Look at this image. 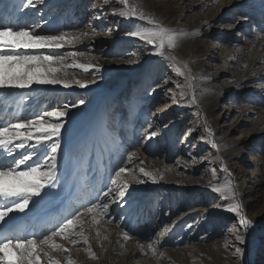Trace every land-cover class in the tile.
<instances>
[{
  "label": "rangeland",
  "instance_id": "obj_1",
  "mask_svg": "<svg viewBox=\"0 0 264 264\" xmlns=\"http://www.w3.org/2000/svg\"><path fill=\"white\" fill-rule=\"evenodd\" d=\"M132 2L143 5L166 26L189 34L175 55L179 60L189 55L192 88L174 64L131 35L148 25L115 15L122 8L120 0H50L42 9V19L35 10H27L29 20H40L38 30L43 33L57 27L90 34L94 29L96 35L63 51L82 52L77 63L100 69L68 67L70 80L95 77L97 82L83 89L74 84L71 88L34 85L22 89L23 93L16 91L5 95L14 100L7 108L0 104V117L18 111L16 102L24 95L33 99L19 110L22 117L85 101L67 119L59 166L72 176L53 202L67 204L72 211L105 188L125 151L137 152L130 167H135L144 183L132 184L127 205L110 206L113 223L93 225L85 217L84 231L98 259H91L82 242L70 245L93 264H264V137H241L242 132L256 136L264 131V76L260 75L264 68V0ZM96 6H101L103 16L94 23ZM223 57L230 59L227 69L232 75L219 72ZM252 59L258 61L254 76L231 85L249 69ZM66 63L71 65L72 58ZM256 74L258 78L253 80ZM177 83L185 85L183 97ZM240 111H251L256 127L251 121L234 123L232 115ZM153 129L156 135L145 139ZM234 146L243 148L236 153ZM69 150L71 158L66 159ZM140 167L154 173L158 170L164 179L153 182L138 172ZM228 183L240 185L238 199L252 221L244 244L234 241L242 229L239 217L228 211L231 201L214 190ZM61 214L57 212L52 221L65 216ZM110 231L117 232L116 241L109 238ZM123 231L135 238L124 242ZM161 231H165L162 245H156L157 255H153L146 241ZM137 240L145 244L143 250ZM236 247L243 251L236 253ZM57 258L65 259L63 255Z\"/></svg>",
  "mask_w": 264,
  "mask_h": 264
},
{
  "label": "snow or ice",
  "instance_id": "obj_2",
  "mask_svg": "<svg viewBox=\"0 0 264 264\" xmlns=\"http://www.w3.org/2000/svg\"><path fill=\"white\" fill-rule=\"evenodd\" d=\"M49 3L50 0H0V90L31 89L34 85L71 88L73 84L83 89L97 82L95 77L87 81L70 80L66 71L68 67H78L85 71L100 69L92 64L77 63L76 58L83 56L82 52L63 51L66 46L96 35L94 29L90 34L84 31H65L57 27L43 33L38 30L41 27L40 20H29L27 10H35L36 16L42 19V9L49 6ZM120 3L122 8L115 15L147 22V27L131 35L153 46L157 55L174 64L179 74L184 76L187 86L192 88L193 78L188 63L175 55V50L189 34L166 26L141 4H135L132 0H120ZM69 57L73 60L71 65L66 63ZM184 86L176 84L181 89L182 97ZM32 99L31 95L19 97L16 102L18 111L0 117V264H76L71 250L58 243L57 238L69 241L73 246L82 242L91 259H98L92 250L89 235L84 231L85 217H90L93 225H100L102 221L113 223L110 206L127 205L132 184L144 183L138 177L135 167H130L135 163L137 152L125 151L122 154L112 178L94 199L81 204L55 223L49 220L42 227H37L42 220L43 204L59 197L72 176L67 169L61 172L59 158L64 153L69 113L84 105L85 101L80 99L74 104L39 112L31 117L20 116L19 110L25 102ZM12 100L14 98L11 96L0 97V104L7 108ZM192 102H196L194 92ZM204 123L208 124L206 119ZM148 127L151 128V125ZM207 130L211 136V128ZM155 135L153 129L145 139L151 140ZM70 158L69 150L66 159ZM224 171H228L226 166ZM138 172L153 182L164 179V174L158 170L154 173L140 167ZM214 190L223 193L225 199L231 201L228 211L239 217L238 224L242 229L240 234L235 235L234 241L244 244V234L252 221L243 212L236 186L228 183L222 187L216 186ZM22 222L29 223L25 226ZM165 231H161L155 239L147 238V247L152 250L153 255H157L156 245L161 242ZM96 236H100L99 228ZM122 237L124 242L135 238L129 231H123ZM136 243L141 250L145 248V244L139 240ZM235 251L241 253L243 249L236 247ZM54 253L63 255L65 260L57 258ZM159 255L162 256L163 253Z\"/></svg>",
  "mask_w": 264,
  "mask_h": 264
},
{
  "label": "bare ground",
  "instance_id": "obj_3",
  "mask_svg": "<svg viewBox=\"0 0 264 264\" xmlns=\"http://www.w3.org/2000/svg\"><path fill=\"white\" fill-rule=\"evenodd\" d=\"M95 14H97V16H94L93 17V20H94V23L98 22L101 20V16H103V14L101 13L102 12V8L101 6H96L95 9ZM104 12V11H103ZM98 17V18H97ZM82 40H85V39H82ZM191 46V45H190ZM190 48V47H189ZM178 53V52H177ZM189 53V52H188ZM254 55V54H253ZM187 57H183L181 58L180 60L182 61H185L188 63V66H190L191 63L190 62V58H189V55H187ZM229 57V56H228ZM254 58V57H253ZM256 58V57H255ZM222 61V60H221ZM222 65H220L221 67L219 68V72H223L224 74H233L232 71H229L228 72V69L227 68H230L231 67V63H230V59L229 58H224L223 57V61H222ZM258 63V61H256L255 59H252L251 61H249V69L246 71V72H243L242 74L240 73V75L237 77L238 80H234L233 82H231V85L235 86V84L239 81L241 82H245L248 78H251L252 76H254L253 74H255V70H253V67H255V65ZM263 64H264V59H263ZM261 71V76L263 75L264 76V68ZM234 72V71H233ZM234 76V75H233ZM258 76L256 74L255 78L253 77L252 79L255 80L257 79ZM233 79V78H232ZM17 92L19 93H23L25 90H18V89H6V90H0V95L1 96H5V95H13ZM2 112V111H1ZM233 116V122L234 123H238V124H242V123H246L248 121H251V123L253 122V125H255L256 127V123H257V120L256 119H253V114H251V111H240L238 113L235 112V114L232 115ZM253 132L250 134L248 132H242L241 133V137H250V138H253L255 137L256 140L261 138V137H264V131L258 135H252ZM242 139V138H241ZM243 148V147H242ZM241 148V149H242ZM233 149V148H232ZM234 149L236 151V153L238 151H240V147H237V146H234ZM240 185H237V187H239ZM242 187V186H241ZM243 188V187H242ZM237 190L239 191V188H237ZM64 191V190H62ZM65 194L62 195V197H64ZM61 197V196H60ZM61 197V198H62ZM71 198V197H70ZM58 199V198H56ZM54 199L53 201L51 202H48L47 204H43L42 206V213H41V216H42V220L37 224V227H42L44 223L48 222L49 220H51V223H55V221L53 222L52 218L53 216L57 213V212H61L62 214L61 215H65L67 216L69 212H71L72 210L69 208V206H67V204H64L63 206L62 205H55L53 202L56 200ZM67 200V199H66ZM59 202V201H57ZM64 202V201H62ZM68 202V201H67ZM79 202V201H78ZM69 205V203H68ZM75 208V207H73ZM51 209V210H50ZM60 215V217H61ZM25 226L28 225L29 222H22ZM32 223H35V221H33ZM42 225V226H41ZM50 226V224H49ZM115 231V230H114ZM111 232V231H110ZM117 232H111V236L109 235V238L112 240V241H116L117 240V236L115 237ZM107 235V234H106ZM108 237V236H107ZM108 238V239H109ZM108 239H105V241H107ZM57 242L58 243H62L65 245V247L69 248L71 250V253H73L72 255H74V259L76 258V264H93L94 261L93 260H89L88 257L82 252V251H77L75 252L76 250H72V246L71 243L68 244V241L66 240H63L62 238H57ZM131 243V242H130ZM135 244V243H133ZM137 244V243H136ZM160 245H162V242L159 243ZM159 246V245H158ZM157 250H158V247H157ZM136 250L132 251V253H135ZM178 253V252H176ZM180 255V254H179ZM57 257H61L60 254H56ZM65 259H63L62 261H64Z\"/></svg>",
  "mask_w": 264,
  "mask_h": 264
}]
</instances>
